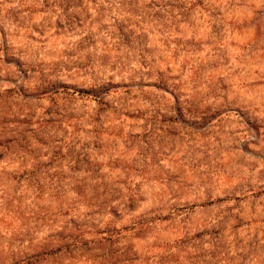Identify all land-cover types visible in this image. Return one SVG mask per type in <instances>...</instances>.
<instances>
[{"label": "rangeland", "instance_id": "374dc122", "mask_svg": "<svg viewBox=\"0 0 264 264\" xmlns=\"http://www.w3.org/2000/svg\"><path fill=\"white\" fill-rule=\"evenodd\" d=\"M189 1L0 0V264H264V0ZM102 203L149 226L51 252Z\"/></svg>", "mask_w": 264, "mask_h": 264}, {"label": "trees", "instance_id": "16d2710c", "mask_svg": "<svg viewBox=\"0 0 264 264\" xmlns=\"http://www.w3.org/2000/svg\"><path fill=\"white\" fill-rule=\"evenodd\" d=\"M196 0H190L189 4L191 5V7H193V5L196 4L195 2ZM19 3H21V1H18ZM188 4V2L186 3ZM17 70L13 71V74L16 73ZM25 72V70H21V72L19 73V78L24 77L22 76V74ZM50 78V79H48ZM45 78L43 76L36 78V80L34 81V83L32 84L31 87L28 88H24V85L22 84H17V86L11 87L9 89H4L5 93H10V95L17 100H24L25 96L28 93H31L34 96L33 100H37L40 101V99H44L46 96L51 97V102L54 101V99H57V93H59V89L61 88L62 91L66 93L67 95H76V96H83V94H87V93H92V96L94 97V99L99 103L102 104L103 106H106V102H103V98L105 99L106 96L108 95V92L110 91V87H106V88H100L102 87V85L99 84H95L93 85V89H95L94 91L90 90L86 91L87 89H82L79 87H76L75 85H70V84H66V83H61L59 81H55L53 80L52 77H48ZM52 78V79H51ZM159 82V81H158ZM110 85V82H108V86ZM27 89V90H26ZM122 89H124L125 91H129L130 88L128 86H123ZM95 94V95H94ZM102 96V97H100ZM100 97V98H99ZM165 107H167L165 105ZM171 109H174V111L177 112L178 116L182 114L180 104L178 103V100L175 99L173 101V104L169 107ZM159 112V111H157ZM50 113V112H49ZM100 112H98L99 114ZM58 115L57 112L52 111L51 115ZM24 118L27 119V115H24ZM18 119V118H16ZM37 119V120H36ZM35 119L36 123H40L43 122L45 123V118H43V116H38ZM18 123H25V120H21ZM104 196V193L103 195ZM101 206H103V203L100 205H94V209H96L95 211H88V214L86 215H98L96 217H98V224L97 225H104L105 227H107V229H105V231H97L94 234L96 235H100L99 238L97 239H93L92 237L90 238H86V235L89 234H93L89 231H82V233L75 231L76 235H61V232H56V233H51L49 235L50 238H54V237H60V239L62 241L61 245H58L56 248H52L50 249L51 252L54 251V253H56L57 251H61L64 250L65 252H70L73 251L74 249H78L79 247H84L89 243H101V242H107V243H111L112 241L114 242L115 240H118L120 238H123V233L126 231H132L131 235H135L137 233H140L141 231H143L147 226H149L148 222L146 219L143 218H137L136 216H131L129 218V221L131 220V222L129 224H125L122 223V218L125 217L130 211L131 209H126V207H123L122 209H117V207H108V209L106 210V212L102 213L101 211ZM102 214L103 216H107L108 218L105 219V221H103V218H99ZM71 222H73V219H70ZM92 222H94V220H91ZM87 226V225H86ZM68 236V237H67ZM122 236V237H121ZM64 239H66V241H63Z\"/></svg>", "mask_w": 264, "mask_h": 264}]
</instances>
